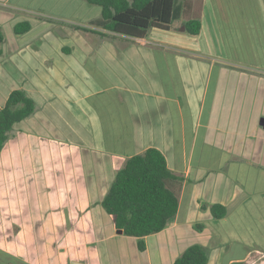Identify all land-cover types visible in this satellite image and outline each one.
I'll return each mask as SVG.
<instances>
[{"label":"crops","instance_id":"1","mask_svg":"<svg viewBox=\"0 0 264 264\" xmlns=\"http://www.w3.org/2000/svg\"><path fill=\"white\" fill-rule=\"evenodd\" d=\"M178 5L135 38L92 24L85 0H0V110L14 90L35 103L0 150V264H174L192 245L206 264H264V0ZM150 147L178 209L141 250L101 200Z\"/></svg>","mask_w":264,"mask_h":264},{"label":"trees","instance_id":"2","mask_svg":"<svg viewBox=\"0 0 264 264\" xmlns=\"http://www.w3.org/2000/svg\"><path fill=\"white\" fill-rule=\"evenodd\" d=\"M101 7L100 18L92 24L111 32L144 38L153 28L169 29L181 7L177 0H85ZM185 31L200 32L199 17L184 21ZM30 29V22L14 25V33ZM101 33V32H100ZM0 31V44L3 40ZM1 54V50H0ZM35 109L34 101L21 90L12 91L0 110V150L15 122L29 116ZM172 173L163 153L154 147L129 157L120 168L101 200L105 211L113 216L114 225L125 235L139 237V248L144 249L142 237L162 230L178 209L177 193L167 182ZM212 213L225 215L222 205H213ZM207 252L199 245L188 247L174 264H206Z\"/></svg>","mask_w":264,"mask_h":264},{"label":"rangeland","instance_id":"3","mask_svg":"<svg viewBox=\"0 0 264 264\" xmlns=\"http://www.w3.org/2000/svg\"><path fill=\"white\" fill-rule=\"evenodd\" d=\"M177 1H179V0H177ZM262 64H264V61L262 62ZM247 84L251 85V84H253V82H248ZM250 107H252L251 108L252 114L256 112V109H257L256 107H259L261 109V111H264V104H263V106H260V104L256 103V101L252 102ZM245 114H246V112H245Z\"/></svg>","mask_w":264,"mask_h":264},{"label":"water","instance_id":"4","mask_svg":"<svg viewBox=\"0 0 264 264\" xmlns=\"http://www.w3.org/2000/svg\"><path fill=\"white\" fill-rule=\"evenodd\" d=\"M260 124L263 126V128H264V118H261L260 119Z\"/></svg>","mask_w":264,"mask_h":264}]
</instances>
